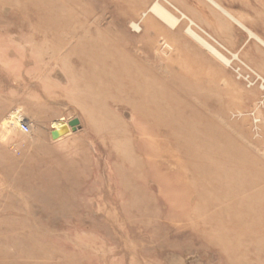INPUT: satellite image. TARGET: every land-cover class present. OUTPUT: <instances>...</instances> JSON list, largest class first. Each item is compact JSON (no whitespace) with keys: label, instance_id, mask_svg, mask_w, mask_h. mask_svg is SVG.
Masks as SVG:
<instances>
[{"label":"rangeland","instance_id":"374dc122","mask_svg":"<svg viewBox=\"0 0 264 264\" xmlns=\"http://www.w3.org/2000/svg\"><path fill=\"white\" fill-rule=\"evenodd\" d=\"M0 264H264V44L210 0H0Z\"/></svg>","mask_w":264,"mask_h":264},{"label":"bare ground","instance_id":"6f19581e","mask_svg":"<svg viewBox=\"0 0 264 264\" xmlns=\"http://www.w3.org/2000/svg\"><path fill=\"white\" fill-rule=\"evenodd\" d=\"M211 2H213L216 6H218L219 8H221L223 10V12H225L227 14V16L229 15L230 18L232 17L234 20H236L240 25H242L245 30H247V32L249 33V36L251 37H254L255 39H257L258 41H260L261 43L264 44V39L261 38L257 33H255L252 29H250L249 27H247L246 25H244L241 21H239L238 19H236L234 16H232L227 10H225L218 2H216L215 0H210ZM151 11L159 14V15H163L164 19H167L169 18V16H171L168 12L166 11H163L162 10V7L159 5L158 2H155L151 8H150ZM164 12V13H162ZM172 17V16H171ZM176 20V19H175ZM190 22V21H189ZM190 24V23H189ZM131 27L135 30V31H139L140 30V26L138 23L136 22H132L131 24ZM189 27V26H188ZM186 32L191 36L193 37L194 39H196V41H198L199 43H201L202 45H204L209 51H211L213 54H215L218 58H220L222 61L228 63V60L226 59V57L219 51L217 50L212 44H210L209 42H207L204 38H202L196 31H194L193 29L191 28H187L186 29ZM236 59V58H235ZM22 120H19V125H20V122ZM68 124L70 125V121H68ZM64 125V126H58V127H55L54 129L56 130H60L62 131L61 133V136H59L58 138H53V139H61L63 138L64 136H67L71 133V129L70 127ZM71 126V125H70ZM72 127V126H71ZM53 129V130H54ZM73 130V128H72ZM51 136H52V131H51ZM70 137V136H69Z\"/></svg>","mask_w":264,"mask_h":264},{"label":"water","instance_id":"95a60500","mask_svg":"<svg viewBox=\"0 0 264 264\" xmlns=\"http://www.w3.org/2000/svg\"><path fill=\"white\" fill-rule=\"evenodd\" d=\"M70 125L72 126L73 131H76L81 126L79 119L71 120ZM61 133H62V131L54 129V130H52V137L58 138L59 136H61Z\"/></svg>","mask_w":264,"mask_h":264},{"label":"built area","instance_id":"2783aa9c","mask_svg":"<svg viewBox=\"0 0 264 264\" xmlns=\"http://www.w3.org/2000/svg\"><path fill=\"white\" fill-rule=\"evenodd\" d=\"M19 126H20V129L22 131H24V132H29L30 131V125L27 122L23 121V120L20 122Z\"/></svg>","mask_w":264,"mask_h":264}]
</instances>
